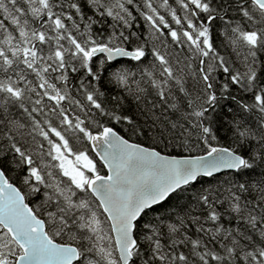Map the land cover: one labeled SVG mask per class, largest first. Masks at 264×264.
<instances>
[{"label":"snow or ice","instance_id":"1","mask_svg":"<svg viewBox=\"0 0 264 264\" xmlns=\"http://www.w3.org/2000/svg\"><path fill=\"white\" fill-rule=\"evenodd\" d=\"M0 264H264V0H0Z\"/></svg>","mask_w":264,"mask_h":264}]
</instances>
